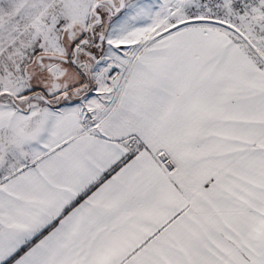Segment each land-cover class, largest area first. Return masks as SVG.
<instances>
[{
	"label": "snow or ice",
	"instance_id": "obj_1",
	"mask_svg": "<svg viewBox=\"0 0 264 264\" xmlns=\"http://www.w3.org/2000/svg\"><path fill=\"white\" fill-rule=\"evenodd\" d=\"M0 264H264V0H0Z\"/></svg>",
	"mask_w": 264,
	"mask_h": 264
}]
</instances>
